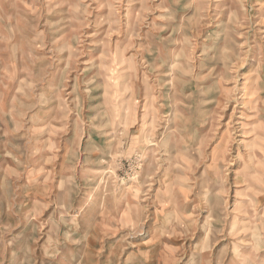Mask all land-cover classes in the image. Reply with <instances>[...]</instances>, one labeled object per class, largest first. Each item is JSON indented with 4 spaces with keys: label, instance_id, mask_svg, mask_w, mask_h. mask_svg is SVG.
<instances>
[{
    "label": "rangeland",
    "instance_id": "rangeland-1",
    "mask_svg": "<svg viewBox=\"0 0 264 264\" xmlns=\"http://www.w3.org/2000/svg\"><path fill=\"white\" fill-rule=\"evenodd\" d=\"M0 264H264V0H0Z\"/></svg>",
    "mask_w": 264,
    "mask_h": 264
}]
</instances>
